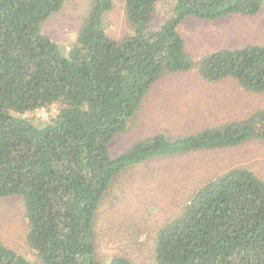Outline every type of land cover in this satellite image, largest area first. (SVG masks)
Instances as JSON below:
<instances>
[{"label":"trees","instance_id":"obj_1","mask_svg":"<svg viewBox=\"0 0 264 264\" xmlns=\"http://www.w3.org/2000/svg\"><path fill=\"white\" fill-rule=\"evenodd\" d=\"M66 1L0 0V199L22 200L33 255L0 240V264H132L121 249L105 263L98 248L96 215L117 175L134 178L136 167L168 157L175 175L177 156L264 143L262 107L220 121L190 112L174 132L131 135L119 152L109 148L164 73L264 94V43L198 50L182 30L192 19L264 13V0H124L130 28L118 37L103 21L113 0H86L72 5L80 8L65 52L43 27ZM42 110L47 122L37 126ZM241 161L206 164L209 172L196 176L185 164L174 212L152 226L151 215L133 219L132 235L151 243L155 264H264V177L252 157V165Z\"/></svg>","mask_w":264,"mask_h":264},{"label":"rangeland","instance_id":"obj_2","mask_svg":"<svg viewBox=\"0 0 264 264\" xmlns=\"http://www.w3.org/2000/svg\"><path fill=\"white\" fill-rule=\"evenodd\" d=\"M85 1H66L60 11L53 14L43 27L45 33L65 52L70 47L75 34L76 15L73 12L77 6L80 8V5L73 7L72 5L84 4ZM123 2L124 0H113L112 9L103 17L105 28L115 37L130 28L124 14ZM162 2L166 4L167 0ZM182 30L192 49L194 47L198 50H204L206 47L214 49L215 46L221 45L232 46L243 42L264 43V13L254 16L231 15L215 20L192 19L186 21ZM182 90H185V93H182ZM234 90L238 91L231 95L230 93ZM193 103L197 105V108H194ZM262 107H264V94L249 93L234 88L229 81L209 84L201 82L193 73H164L147 91L128 132L119 134L109 148L112 154L119 152L125 146L124 142L127 141L125 139L131 135L137 137L148 132L150 134L158 131L174 132V127H182L183 117L190 112L204 117L217 115V121H220L222 116L246 115L251 110ZM46 122L45 111H39L34 123L42 126ZM251 157L255 160L256 172L264 177V143L260 141L225 149L197 150L188 153L187 156H177L178 167L175 175L171 169L176 163L169 157L152 163L147 162L140 169L136 167L137 169L133 170L136 175L133 177L137 181L131 176L124 181L123 173L117 175L115 183L117 186L107 190L95 220L96 235L99 239L98 248L102 252L105 263L110 260L112 253L119 252L121 249L122 252L129 253L132 264H155L151 243L147 240L142 241V238L136 237L135 234L133 236L129 226L133 219L148 218L150 215L148 223L151 226L153 222V225H157L166 216H170L172 211L174 212L175 197L181 192L178 189L183 188L180 180L186 178L185 164L188 172L189 168L194 166L192 172L196 176L205 170L209 172L210 167L206 164L231 165L242 160L245 162L241 161V163L247 166L252 165L246 161ZM204 166L206 167L203 168ZM138 170L139 173H135ZM166 170L170 172L167 174ZM214 174L215 172H212L210 175ZM191 181L192 178L189 187ZM121 184L125 187L121 188ZM130 193H133L135 199L129 198ZM152 198H157L158 202L155 203L156 200L153 201ZM121 201L123 203H120ZM26 228L22 200L18 197L0 199V240L8 248L33 258L26 244ZM150 230L153 231L154 228Z\"/></svg>","mask_w":264,"mask_h":264}]
</instances>
